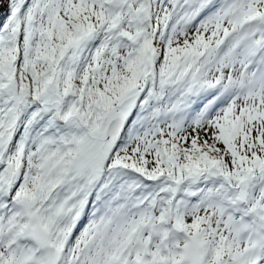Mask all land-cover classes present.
<instances>
[{
	"label": "snow or ice",
	"instance_id": "6c2138e0",
	"mask_svg": "<svg viewBox=\"0 0 264 264\" xmlns=\"http://www.w3.org/2000/svg\"><path fill=\"white\" fill-rule=\"evenodd\" d=\"M0 264H264V0H0Z\"/></svg>",
	"mask_w": 264,
	"mask_h": 264
}]
</instances>
